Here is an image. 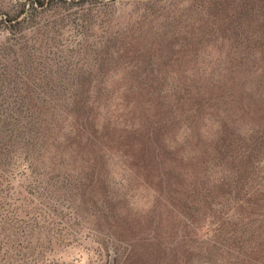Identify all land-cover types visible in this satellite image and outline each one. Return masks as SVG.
Segmentation results:
<instances>
[{
	"label": "rangeland",
	"instance_id": "1",
	"mask_svg": "<svg viewBox=\"0 0 264 264\" xmlns=\"http://www.w3.org/2000/svg\"><path fill=\"white\" fill-rule=\"evenodd\" d=\"M39 1L0 0V264H196L193 188L264 144V0Z\"/></svg>",
	"mask_w": 264,
	"mask_h": 264
},
{
	"label": "trees",
	"instance_id": "2",
	"mask_svg": "<svg viewBox=\"0 0 264 264\" xmlns=\"http://www.w3.org/2000/svg\"><path fill=\"white\" fill-rule=\"evenodd\" d=\"M247 142L217 147L220 178L211 188L192 190L194 226L200 218L209 220L204 243L192 252L196 264H264V144ZM128 249L124 264L135 257V246Z\"/></svg>",
	"mask_w": 264,
	"mask_h": 264
}]
</instances>
